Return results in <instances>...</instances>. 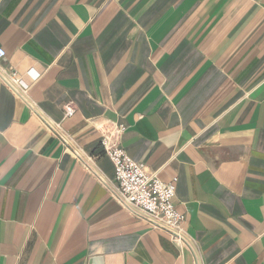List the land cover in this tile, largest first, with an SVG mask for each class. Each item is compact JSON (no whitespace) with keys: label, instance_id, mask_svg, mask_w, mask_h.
Masks as SVG:
<instances>
[{"label":"crops","instance_id":"0c3cea01","mask_svg":"<svg viewBox=\"0 0 264 264\" xmlns=\"http://www.w3.org/2000/svg\"><path fill=\"white\" fill-rule=\"evenodd\" d=\"M0 48L85 157L125 124L196 243L123 207L111 159L101 183L0 78V264H264V0H0Z\"/></svg>","mask_w":264,"mask_h":264},{"label":"built area","instance_id":"2783aa9c","mask_svg":"<svg viewBox=\"0 0 264 264\" xmlns=\"http://www.w3.org/2000/svg\"><path fill=\"white\" fill-rule=\"evenodd\" d=\"M5 57V50L0 48V78L4 84L27 104L32 113L37 115L62 143L67 147L72 146L71 138L65 130L45 116L33 100L28 99V85L19 77L18 71L8 70L2 65ZM62 109L65 117L74 116L77 110L72 101H65ZM113 126L111 130L102 133L100 154L85 157L75 144L77 149L73 148V154L80 157L97 179L105 184L104 177L93 167V160L99 155L108 156L115 171V187L111 189L113 197L132 214L146 219L153 228L167 231L177 244L195 251L196 243L185 229L186 214L179 212L175 204L178 178L173 177L164 182L156 172L146 170L141 162L129 156L119 141V136L127 126L123 123Z\"/></svg>","mask_w":264,"mask_h":264}]
</instances>
